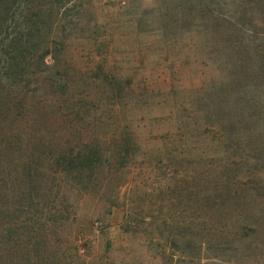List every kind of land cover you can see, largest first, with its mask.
<instances>
[{"label":"rangeland","instance_id":"1","mask_svg":"<svg viewBox=\"0 0 264 264\" xmlns=\"http://www.w3.org/2000/svg\"><path fill=\"white\" fill-rule=\"evenodd\" d=\"M0 93V264H264V0H0Z\"/></svg>","mask_w":264,"mask_h":264},{"label":"built area","instance_id":"2","mask_svg":"<svg viewBox=\"0 0 264 264\" xmlns=\"http://www.w3.org/2000/svg\"><path fill=\"white\" fill-rule=\"evenodd\" d=\"M108 3L118 5L120 7H127L130 0H104Z\"/></svg>","mask_w":264,"mask_h":264},{"label":"trees","instance_id":"3","mask_svg":"<svg viewBox=\"0 0 264 264\" xmlns=\"http://www.w3.org/2000/svg\"><path fill=\"white\" fill-rule=\"evenodd\" d=\"M239 82V81H238ZM2 85V84H1ZM4 89H5V87H4ZM3 90V89H2ZM8 95H9V97H10V95L12 96V94L11 93H7ZM3 97H4V95H1V93H0V100L2 99V100H5V101H7L6 103H8L9 104V106L11 105V103H12V99L13 98H9V97H4V99H3ZM200 248V247H199Z\"/></svg>","mask_w":264,"mask_h":264}]
</instances>
